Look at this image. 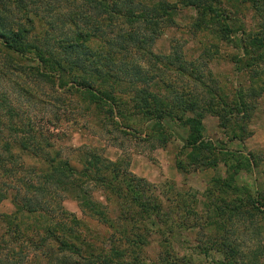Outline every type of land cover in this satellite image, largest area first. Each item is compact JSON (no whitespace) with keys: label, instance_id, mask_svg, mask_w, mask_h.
Wrapping results in <instances>:
<instances>
[{"label":"trees","instance_id":"1","mask_svg":"<svg viewBox=\"0 0 264 264\" xmlns=\"http://www.w3.org/2000/svg\"><path fill=\"white\" fill-rule=\"evenodd\" d=\"M185 10L192 11L190 33L209 36L218 52L220 44L234 49L231 62L248 76L247 87L225 95L205 81L207 61L155 52ZM206 52L211 61L214 54ZM160 67L191 78L204 93L179 92V77L173 80ZM4 78L12 80L13 90L2 86ZM69 96L85 103L90 122L102 131L125 126L160 147L175 141L170 124L185 127L180 151H187L186 160L177 161L182 172L216 169L220 155L232 159L221 158L226 174L218 173L207 187L204 221L190 219L200 221L195 197L192 205L166 208L156 185L126 168L123 159L86 149L77 170L51 141L55 118L37 121L14 102L44 103L48 97L64 105ZM262 96L264 0H0V205L9 196L13 204L9 214L0 212V264H201L204 258L208 264H240L231 225L264 220V185L243 186L236 177L254 171L264 151L219 147L205 137L204 119L218 117L229 140L243 142ZM141 123L145 128L137 127ZM98 189L107 206L114 204L115 219L93 199ZM67 198L119 240L100 239L99 245L87 238L80 217L65 207ZM199 228L211 233L181 255L177 240L192 243L186 236ZM154 242L159 252L151 258L147 251Z\"/></svg>","mask_w":264,"mask_h":264},{"label":"rangeland","instance_id":"2","mask_svg":"<svg viewBox=\"0 0 264 264\" xmlns=\"http://www.w3.org/2000/svg\"><path fill=\"white\" fill-rule=\"evenodd\" d=\"M191 14V10H185L180 17L176 18L179 25L166 29V32L154 45L155 52L161 54L174 52L175 54L172 53L173 57L178 53L188 60H196L197 64L207 61L208 65H206L204 71L206 74L205 81L209 85L211 84L213 88L218 86V89H221V92L225 95H232L238 87H247L250 84L248 76L242 73L238 74L231 62L230 56L234 53V49L231 46L220 44L218 52L217 48L214 47V41L209 36L190 33L188 25ZM207 48H210L214 54L211 61L207 58ZM25 64L31 67L34 66V63L31 62H25ZM160 70L168 75L171 74L173 80L179 77L180 81L175 83L179 92L184 91L186 93L192 89V92L204 93L202 86L196 85L191 78L170 72V69H166V67H160ZM207 72L212 73L211 78ZM11 81L4 78L1 81L2 86L10 91L13 90ZM15 100L14 102L18 107L28 109V112L33 114L37 121L46 122L49 118H55L54 122L57 123H53L55 125L51 127V131L54 132L55 136L51 138V141L57 149L61 150L64 157L67 156L71 159L77 170L81 171L83 169L80 159H84L83 152L86 149L96 151L112 161L123 159L126 168H129L135 175L146 179L149 183L156 185L155 192L159 194L166 208L173 207V205L178 206L181 203L192 205L194 204L193 197H195V202H197L195 211L199 213L197 216H199L200 221H196L194 217H190V219L195 222L204 221L201 220L200 216H203L201 210H204L207 201V187L218 173L226 174L227 164L221 158L229 160V157H221L220 155V162L216 169L194 170L189 173L178 170L177 161L182 160L185 162L186 160L187 151H180L184 139L187 137L185 127L170 124L169 126L175 132V141L169 143L166 147H160L135 137V132L133 133V130L125 126L115 127L114 124H110L108 129L102 131L96 122H90L89 112L84 110L85 103H80L76 96H69L64 105L53 103L48 97H45L46 101L44 103L31 100L29 104L28 99H16V97ZM204 123L206 126L205 137L214 141L219 147L243 152L250 151L256 154H262L264 151V96L258 100V107L254 111L249 125V130L252 133L243 142L239 140L230 141L228 134L220 127V120L216 116L207 114ZM149 125L151 126V124ZM137 127L140 129L145 128L142 123ZM142 136L144 138L145 134ZM230 160L233 162L232 159ZM259 163L254 171H240L236 177L240 185L250 187H255L256 184L259 187L264 185V160L259 161ZM93 199L102 202L103 208H105L109 217L115 219L114 204L109 203L107 206L103 189L96 190L93 193ZM64 205L69 212L80 217L83 225L82 229L85 230L84 235L87 238L95 240L99 245L100 239L117 238L119 240L117 234L113 233L105 224L99 222L96 216L89 213L83 214L75 200L67 198ZM12 210L13 204L11 196H9L0 205V212L9 214ZM231 228L233 232H231L229 239L233 241L235 249L237 248V258L240 264H253L259 261L264 264V257L259 255L262 253L260 251L263 250L262 247L264 246V220L258 216L255 220L234 221ZM201 231L203 232L201 233ZM204 232L206 234L211 233L207 228L203 230L199 228L194 232H190L186 236L192 240L190 244L184 242L183 239L177 240L179 243L177 249L180 254L191 253L193 249L190 246L196 244V238L206 239L203 235ZM157 236V234H154V238L157 239ZM147 252L151 258L157 255L159 248L156 242ZM201 264H208V261L204 258Z\"/></svg>","mask_w":264,"mask_h":264}]
</instances>
